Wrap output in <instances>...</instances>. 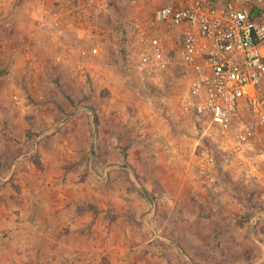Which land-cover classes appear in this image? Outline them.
<instances>
[{"label":"rangeland","instance_id":"obj_1","mask_svg":"<svg viewBox=\"0 0 264 264\" xmlns=\"http://www.w3.org/2000/svg\"><path fill=\"white\" fill-rule=\"evenodd\" d=\"M166 3L103 0L101 6L87 8L82 0H0V46L7 47L6 52L0 50V159L7 161L8 169L17 155L26 157L28 151L16 144L37 140L49 123L54 130L43 139L79 138L78 124L85 123L88 138L99 137L103 145L91 143L84 153L72 147L74 157L51 147L50 157L44 158L50 181L65 190L83 188L85 200H76L83 223L95 210L85 206L92 189L108 193L127 186L130 210L103 219L113 222L109 230L116 236L128 232L133 246L161 235L162 223L173 217L191 216L194 210L188 204L195 199L208 203L211 197L218 203L226 198L230 218L240 213L239 203L246 221L250 206L264 205V133L254 126L246 105L235 109L232 126L254 132L243 156L257 174L244 179L237 158L221 147L208 121L181 109L187 82L178 65L179 34L165 31L169 63L161 73L141 77L136 71L138 45L127 25L132 19L148 25L153 11ZM38 24L42 26L35 28ZM20 45H29L28 59L22 52L14 55ZM79 65L85 75L77 70ZM168 144L175 153H164ZM39 158L37 152L29 154L37 168L42 166ZM176 196L187 202L177 200L173 206ZM167 197L174 198L169 202ZM150 209L155 213L148 221ZM92 224L81 229L103 230Z\"/></svg>","mask_w":264,"mask_h":264},{"label":"crops","instance_id":"obj_2","mask_svg":"<svg viewBox=\"0 0 264 264\" xmlns=\"http://www.w3.org/2000/svg\"><path fill=\"white\" fill-rule=\"evenodd\" d=\"M41 26L38 24L35 28ZM6 49L5 44L0 46L1 52ZM18 52L28 59L29 45L18 46L14 55ZM80 74L85 75L83 69ZM243 105L245 103L240 102L237 108ZM78 127L81 129L79 138L43 139L42 135L54 130L49 123L48 130L37 140L20 139L16 144L20 151H28L26 157L17 155L8 169L7 161L0 159V264H264V205L250 206L247 210L251 214L246 221L242 216L246 210L239 203L235 202V205L241 208L240 213L230 218L226 198L218 203L211 197L208 203H199L195 199L188 204L194 210L191 216L173 217L162 223L161 235L153 234L133 246L128 232L116 236L114 229L109 230L113 222L103 219V215H109L112 220V214L117 211L130 210L129 188L124 186L114 189L118 190L115 192L108 189V193H104L96 187L91 191L89 205L85 202V206L95 210L83 223L78 212L80 205L76 202L85 200L83 188L67 187L69 191L66 192L65 187L50 181L44 163V158L50 157L51 147H58L65 157H74L72 147L84 153L91 143L103 145L99 137L88 138L85 123ZM31 152H37L42 166L37 168L29 161ZM106 194L107 198H103ZM173 198L167 197L169 202ZM202 198L201 202H204ZM177 200L187 202L176 196L171 204L177 205ZM200 204L203 207L198 209ZM203 209L205 215H202ZM154 211L150 209L146 220L150 221ZM91 224L94 229L98 226L103 230L87 233L81 229ZM169 225L172 226L170 229ZM246 225L248 236L244 235ZM250 242L253 246L247 249L245 243Z\"/></svg>","mask_w":264,"mask_h":264},{"label":"built area","instance_id":"obj_3","mask_svg":"<svg viewBox=\"0 0 264 264\" xmlns=\"http://www.w3.org/2000/svg\"><path fill=\"white\" fill-rule=\"evenodd\" d=\"M102 3L82 0L87 8ZM126 31L138 45L134 65L141 77L163 71L169 63L165 31L179 34L178 65L187 82L182 111L208 121L221 147L237 158L242 178L255 177L256 169L243 156L254 132L244 125L234 128L232 117L243 102L264 133V0H167L148 25L132 19ZM13 100L18 104L17 97ZM166 152L175 150L168 144Z\"/></svg>","mask_w":264,"mask_h":264},{"label":"trees","instance_id":"obj_4","mask_svg":"<svg viewBox=\"0 0 264 264\" xmlns=\"http://www.w3.org/2000/svg\"><path fill=\"white\" fill-rule=\"evenodd\" d=\"M36 153V152H35Z\"/></svg>","mask_w":264,"mask_h":264}]
</instances>
